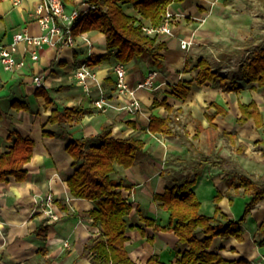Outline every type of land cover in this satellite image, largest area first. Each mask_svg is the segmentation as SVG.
<instances>
[{"label": "crops", "instance_id": "obj_1", "mask_svg": "<svg viewBox=\"0 0 264 264\" xmlns=\"http://www.w3.org/2000/svg\"><path fill=\"white\" fill-rule=\"evenodd\" d=\"M40 1L0 0V41L3 44L11 43L13 34L26 27L33 36L42 34L35 16ZM69 1H73L68 4L69 9L86 6V0ZM249 1L183 0L169 6L168 11L174 15L171 23L173 34L158 36V41L165 43V48L160 51V63L143 57L125 64L128 83L132 87L144 81L151 70L158 73L154 88L138 91L142 112L137 115L118 109L99 112L93 106V100L99 97L98 87L92 85V92L88 95L74 77L75 69L90 56L107 52L106 37L98 31L85 33L92 40L91 47L78 35L73 47L58 44L38 49L36 61L30 57L32 47L21 43L17 57L24 58L26 66L10 72L0 64V155L12 145L8 139L12 131L35 141L34 155L27 164V179L17 182L10 177L7 182L0 183V264H91L89 258L81 255L89 239L99 233L90 217V211L96 204L70 194L66 180L73 174L74 168L66 147L72 139L100 143L99 135L105 130L111 131L115 138L135 136L145 142V154L136 164L130 168L117 165L113 174L115 179L124 181L127 188L123 194L133 205L132 214L127 218L128 241L125 247L137 264H146L154 256L163 264H178V250L183 251L186 246L177 249L178 237L173 231L145 226L140 218L149 217L158 226H167L170 213L158 205L154 196L187 178H196L193 190L201 202L202 214H215V197L220 194L222 198L218 207L221 211L230 220L241 218L249 197L244 196L242 190L237 195L234 193L231 173L264 175V126L258 128L254 119L239 125V106L240 103L254 101L264 116V89L257 88L256 83L242 81L240 68L231 75L236 60L230 64L222 54L238 52L236 43L250 37L253 26H257L256 18L246 11ZM125 11L139 16L132 4L125 5ZM258 31L260 35L254 40L252 50L246 52L247 55L264 49V33ZM181 40H193V45L183 50ZM201 58L207 59L216 72H219V67L230 72V76L219 72L222 76L238 78L242 90L228 93L218 88L217 84H195L186 99L176 98L172 94L173 86L195 80L198 73L195 67ZM116 62L112 58L93 69L109 100L120 107L128 100L120 97L115 90L113 68ZM36 76L43 78L42 88L55 100L57 107L63 110L65 107L82 106L85 109L83 116L73 123H50L49 117L55 106L46 107L44 97L36 95ZM212 86H217V89L213 90ZM155 100H166L172 110L165 106L155 107ZM14 102L26 103L29 110L16 108ZM212 103L219 104L228 112L215 118L216 131L227 132L233 138H211L206 115L215 112L210 107ZM184 112L190 113L193 118L189 125L192 126L190 151L184 142H177L181 135L173 127L175 120ZM152 116L171 118L174 135L151 133L148 127ZM229 117L234 118L231 129L226 126L229 122L225 121ZM195 119L199 122L194 125ZM44 132L54 133V136H46ZM194 141H198L195 146ZM227 141H230L238 157L248 158L245 161L248 164L244 162L239 167L234 158L218 152L219 142L222 146ZM242 145L245 146L243 153L239 151ZM187 155H192L190 160L196 161L192 164L194 170L188 165ZM168 157L180 161L170 163ZM48 194L53 195L55 200L53 210L58 217L56 220L46 214L44 198ZM262 223L264 200L242 224L243 242L235 238H216L211 251L222 254L228 260L244 258L248 262L264 264V246L258 243L263 239L259 232ZM41 225H48L46 240L36 235ZM131 225L143 226V233L138 227L130 228Z\"/></svg>", "mask_w": 264, "mask_h": 264}, {"label": "trees", "instance_id": "obj_2", "mask_svg": "<svg viewBox=\"0 0 264 264\" xmlns=\"http://www.w3.org/2000/svg\"><path fill=\"white\" fill-rule=\"evenodd\" d=\"M65 6L73 1L63 0ZM183 0H86L94 6L86 15L76 23L74 35L90 31H98L106 37L105 54L92 55L85 62L92 68L101 65L112 58L124 64L134 59L150 58L154 63L161 61L160 51L165 48V43L158 41L157 35L145 33L144 26L159 27L165 18L169 6ZM132 4L139 16L131 15L125 11V5ZM195 69L198 71L195 80L179 82L173 86L172 94L180 99L187 98L191 88L196 84L202 86L206 83L217 84L223 92H239L242 90L238 78L224 77L212 69L207 59L201 58ZM240 79L247 84L256 83L257 88L264 89V49L251 51L240 67ZM37 96L45 99V106H55L49 122L52 124L73 123L76 118L83 116L85 109L82 106L65 107L61 110L55 100L44 89L38 88ZM155 107L165 106L169 111L172 107L166 100L154 101ZM18 109L29 110L26 103L14 102ZM210 107L215 109L212 115H206L213 140L225 136L233 138L227 132L218 133L217 126L213 123L219 115L228 112L217 103ZM241 116L239 125H244L254 119L258 128L264 126V116L258 105L253 101L249 104L240 103ZM171 118L152 116L149 131L166 136L174 135ZM46 136L54 133L44 132ZM100 143L90 144L87 139H72L67 147V153L72 157L73 174L67 178L70 194L75 198L93 201L96 206L90 211L93 225L98 227L96 237L89 239L85 245L82 257L89 258L91 264H137L132 260L125 243L128 241L127 218L132 214L133 205L124 196L126 185L122 179H115L113 174L116 166L130 168L145 154L144 140L131 136L128 138H115L111 131L105 130L99 135ZM8 139L12 142L8 151L0 155V183H5L10 177L17 182H23L28 177L27 164L34 155L35 141L24 137L18 132H11ZM245 146L239 151L243 153ZM233 182L231 186L237 195L242 190L249 199L245 203L244 212L238 220H230L218 207L221 195L215 197L216 211L213 216L201 213V202L193 190L196 178L185 179L182 183L168 187L162 194H156L154 199L158 205L169 211L168 225L158 226L154 219L141 217L140 221L145 226L154 227L156 230L173 231L178 237V264H250L246 259L228 260L218 252L211 251L214 239L228 240L235 238L244 241L242 224L246 222L249 214L264 200V175L255 176L239 172L231 173ZM230 176V175H229ZM64 209V207H62ZM138 227L143 233V226ZM48 225H41L36 235L43 240L47 238ZM263 239L258 242L264 246V223L259 228ZM146 264H163L158 257H151Z\"/></svg>", "mask_w": 264, "mask_h": 264}, {"label": "built area", "instance_id": "obj_3", "mask_svg": "<svg viewBox=\"0 0 264 264\" xmlns=\"http://www.w3.org/2000/svg\"><path fill=\"white\" fill-rule=\"evenodd\" d=\"M95 7L86 3V6L75 7L68 9L63 0H41L35 10V16L39 21L42 34L33 36L30 34L28 28L13 34V40L9 44H3L0 41V64L6 71L15 72L26 66L24 58L17 57L18 45L21 43L32 47L30 57L32 60H38L37 50L46 45L57 46L64 44L70 47L75 46L74 28L76 23L79 22L90 9ZM174 20V15L167 11L163 23L159 27L144 26L143 29L148 35H172L171 23ZM83 42L92 46V40L85 35L80 34ZM193 45V40H181V48L188 50ZM91 57V56H90ZM89 57V58H90ZM88 58V59H89ZM115 75V90L117 94L127 99L128 101L120 107L115 106L107 97L104 89L97 79L94 69L88 64L83 63L79 65L74 71V77L77 83L82 86L85 92L89 95L92 92V85H96L99 90V97L93 100V106L99 112L105 113L111 109L124 110L130 114L137 115L142 112V103L138 97V91L141 89L154 88V80L157 77V72L151 70L149 76L142 82L138 83L135 87L130 86L127 78L126 65L120 61L116 62L113 68ZM36 88H42L44 81L41 76H36ZM54 197L48 194L44 198L46 206V214L50 219H58L54 213ZM250 264H257L250 262Z\"/></svg>", "mask_w": 264, "mask_h": 264}, {"label": "rangeland", "instance_id": "obj_4", "mask_svg": "<svg viewBox=\"0 0 264 264\" xmlns=\"http://www.w3.org/2000/svg\"><path fill=\"white\" fill-rule=\"evenodd\" d=\"M246 11L250 15H252L253 17L256 18L255 23H257V26H253V28L251 30L252 33H251L250 37L243 38L242 41H239L236 43L238 52L222 54L223 58L229 60L230 64L234 63V61L236 60V62L233 64V65H235V69L231 71V73H232L231 75H234V74H236V72L239 71L240 64L242 63V61L245 59V57L247 55L246 52H248L249 50H252V46L255 43L254 40L258 37V35H260L259 34L260 31H258V30H262V33H264V0H250L248 5L246 6ZM262 36H264V34H262ZM232 60H233V62H232ZM217 69L222 75H224V76L229 75L230 76V72L229 73H228V71L226 72L221 67H219ZM212 89L213 90L217 89V86H212ZM196 120L197 119H195L194 125L199 122V121L196 122ZM192 121H193V118L191 117V114L184 112V113H181V115H179V119H176L175 124H173V127L177 131H179V133L181 135L179 137V139L177 140V142L178 143L184 142L189 151H190V148L192 147V146H190L191 145L190 141L192 138V136H191L192 126H189ZM225 121L229 122V124H226V126L228 128L231 129L234 126V125H231V123L234 124V118L233 117H229ZM185 131H187V134ZM197 142L198 141L193 142L194 146L197 145ZM217 148H219V151H218L219 153L227 155L228 158H234L236 160V162L239 164V167L242 163H244L245 161L248 160V158H240L237 156V154L234 151V147L231 145L230 141L223 143L222 146H220V142H219V145L217 146ZM196 154H198V153L196 152ZM229 155H231V157H229ZM192 157H193L192 155H190V156L187 155L186 159L188 160V165H190L191 169L194 170L195 166L193 167L192 164H195L196 161L190 160ZM167 160L170 163H174L175 161H180L179 159L176 160L174 157H171V158L168 157ZM250 161H252V158H250ZM245 163L248 164L247 162H245Z\"/></svg>", "mask_w": 264, "mask_h": 264}]
</instances>
